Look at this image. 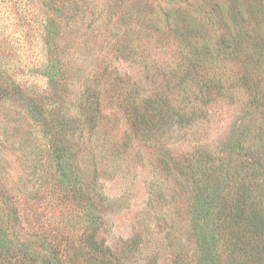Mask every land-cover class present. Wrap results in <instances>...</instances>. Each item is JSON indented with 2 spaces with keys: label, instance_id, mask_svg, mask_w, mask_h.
Returning a JSON list of instances; mask_svg holds the SVG:
<instances>
[{
  "label": "rangeland",
  "instance_id": "obj_1",
  "mask_svg": "<svg viewBox=\"0 0 264 264\" xmlns=\"http://www.w3.org/2000/svg\"><path fill=\"white\" fill-rule=\"evenodd\" d=\"M52 1L0 0V72L17 83L43 91L48 90L47 78L36 73L45 60L44 38L38 21ZM59 1L62 2L55 3V0L53 5L63 8L67 3L65 8L70 9V27L62 32L75 46L68 52L76 53L75 65L83 68L80 74L84 69L89 73L93 64H100L101 70L107 69L112 75L97 86L102 91L98 101L100 126L91 133L83 132L82 136L78 132L74 140L67 136L69 142L62 135L54 140L53 144L59 141L64 145L61 150L72 151L76 156L74 174L80 176L81 182L65 180L55 166V159L46 153L52 134L45 135L39 124L25 123L26 113L11 110L9 103L0 100V228L3 230L0 233L5 234L6 242L17 245V249L36 260L35 264H96L89 261L93 237L114 253L113 257L109 256L110 252L107 254L110 264H175L179 259L187 264H200V261L202 264L200 257L206 249L209 259L205 264H222L228 243L223 238L213 243L219 239L215 237L217 231L200 226L203 223L194 219L195 204L189 198L196 196L205 177L204 169L212 175L214 168L220 180L227 172L234 175L237 170L238 181L263 184V157L259 158L261 166H252V156L247 151L252 147L250 153L255 154L258 150L262 112L247 106L248 95L236 88L237 91L226 94L217 103L196 106L197 113L205 112L207 117L196 120L195 126L178 129L175 124L159 140L137 133L133 114L126 108L134 84L140 87V93L158 100V94L168 90L167 83L162 80L165 89L160 87V81L152 78L153 70L146 69V62H142L150 47L142 44L141 54L134 50L139 40L150 41V37L146 39L145 28L154 26L155 15L162 22L166 12L182 6L197 12L198 22L206 27L210 12L202 8L209 1ZM254 7L255 0H241L236 5L247 19L252 18L250 10L254 11ZM92 13L98 14V23L89 26L90 18L95 17L89 16L87 20ZM255 13L254 18L263 22H259L257 36L255 30L251 31L250 40L254 41L256 50L249 65L261 74L264 71V10L260 8ZM84 16L86 19L81 22L79 17ZM207 28L212 32L211 26ZM156 45L154 42L149 46L158 61H175L176 58ZM258 57L260 63H256ZM229 64L228 73L232 68ZM235 69L230 75L243 70ZM4 78L0 83H7ZM78 91L79 86L75 85L72 101L68 99L69 94L58 105L63 115L71 117L75 128L82 127L85 117L97 108L94 102L80 106ZM172 91L168 93L170 98ZM175 99L178 104L181 98L177 95ZM190 106L184 107L186 112L191 111ZM237 162H241L240 168L235 165ZM253 168L257 176L252 175ZM11 202L14 203L10 207ZM15 203L18 208L14 207ZM225 233L227 238L233 236L235 240L230 231ZM258 259L264 264V250Z\"/></svg>",
  "mask_w": 264,
  "mask_h": 264
},
{
  "label": "trees",
  "instance_id": "obj_2",
  "mask_svg": "<svg viewBox=\"0 0 264 264\" xmlns=\"http://www.w3.org/2000/svg\"><path fill=\"white\" fill-rule=\"evenodd\" d=\"M54 1H52L49 9L41 13L42 20L40 17L38 21V29L42 30V37L44 38L45 60L44 64L38 67V70L36 69V73L47 78L48 90L43 91L35 87L31 88L27 84L17 83L0 72V80L5 77L4 79L7 81V83H0V100H4L5 104L9 103L8 107L11 110L20 109L22 113H26V118L23 116L25 123L39 124L41 128L43 127L45 135L49 137L52 134L49 140L51 141L50 146L46 153L55 159V166L65 180L77 179L81 182L80 176L76 172L74 174L75 164L73 160L76 157L75 154L66 149L65 151L61 150L64 145H61L59 141H55L57 144H53V142L55 139L58 140L61 135L64 140L69 142L68 137L74 140L73 138L78 132L82 136L83 132L91 133V130L100 126L99 121L102 117L99 113L98 101L102 91H99L97 86L102 84L105 78H111L112 75L108 74L107 69L101 70L100 64H93L89 73H86L87 69H84L83 73L80 74L83 68H78L75 65L76 53L68 52L75 46L69 42L70 37H65V32H62L65 28L70 27L71 18L68 16L70 9L65 8L67 3L63 8L55 7ZM185 1L188 0H176L178 3ZM208 1L202 10H209L210 12L208 13L209 16L206 12L209 19L205 17L213 33L208 30L207 27L209 26L206 25L205 27L198 22L197 12L180 6L166 12L164 18L162 17V22L159 21L161 17L156 14L152 22L155 28L154 26L145 28L146 39L150 37V41L142 42L139 40L137 42V48L134 49L136 52L140 53V48L142 49L143 45L151 49L149 45L155 42L158 49L160 48L170 57L176 58L175 61L166 59L158 61L150 49L143 58L144 61L142 60V62L144 64L146 62V69L148 67L154 72L152 78L160 81V87L165 89L161 84L163 80L167 83L168 90L165 89L158 94L160 95L158 100L154 99L153 96H145L140 93V87L137 86L136 88V84H134L135 87L127 98L126 108L131 110L133 114V127L137 133L149 138L157 137L161 140V136L171 131L175 124L178 129L186 125L195 126L196 120L201 121L207 117L205 112L198 114L199 108L197 110L196 106H208L216 101H221L226 94L229 95L237 91L236 88L248 95L247 106L260 110L261 116L264 118V71L258 74L249 65V61H252L250 58L256 50L253 46L254 41L250 40L253 34L251 31L254 32L255 30L254 35L257 36V31L260 30L259 22H263L255 19L254 14H256V10L259 13L260 8L264 10V0H255L254 11L250 10L252 16L250 19L242 14L241 9H236L237 3L240 4L241 0H227V3L226 0ZM57 2L62 1L56 0L55 3ZM96 15L98 14L88 15L87 20L89 16H95L90 18L91 20L89 19L91 22L89 26L92 23L96 24L98 20ZM85 17H79L81 22L86 19ZM208 31L212 34L210 35ZM125 36L128 37L127 34ZM119 41L121 40L119 39ZM154 51L156 53V49ZM260 57L256 63H260ZM227 64L232 67L229 73ZM235 67L243 69L237 73L240 76L230 75ZM86 77V81L82 83ZM88 82L93 83L89 84ZM86 83V87H83ZM75 85L79 86L80 106L92 105L93 102L97 104V108L92 110L83 120V126H77V128L74 127L71 117L63 115V110L58 107L63 97L65 98L69 94L68 99L71 98L72 101L74 98L72 88ZM171 90L173 91L170 98L168 93ZM177 95L181 98V103L175 104V96ZM50 99H53V106L49 102ZM189 105H191V111L186 112L184 107ZM78 120L81 123V120ZM262 123L257 136L259 139L257 152L252 154L250 153L252 147L247 148L248 155L252 156V162H250L252 166H261L262 162H259L261 157L264 161V119ZM87 125H90L91 128L86 129ZM20 143L17 142L16 144ZM238 146L240 147L241 144L238 143ZM69 152L71 157H68ZM253 159L257 162H253ZM235 165H239L240 168L241 162H237ZM247 166L248 164L244 169ZM256 171L253 168V176H257ZM215 172V169L212 168V175L216 176L217 173ZM233 173L234 175L227 172L220 180L219 177L217 179V176L214 178L211 174L209 175L205 169L202 171L205 176L204 180L201 179L196 196L189 198L191 204H195L193 217L196 221L199 220L203 223L200 226H206L215 232L217 231L215 237L219 239L213 237L215 239L214 244H217L221 238L227 241L229 249L226 250V259L222 264H261L258 257L263 254L264 250V182L260 186L254 185L251 181L244 182L243 180L241 182L238 181L240 172L236 170ZM212 179H216V182H212ZM13 203L11 202L10 207ZM10 207V212L15 213V209ZM14 207L18 208V203H15ZM0 231L3 232L2 228ZM226 231L234 234L235 240H232L233 236L231 239L227 238ZM3 236L5 237V234L0 233V264H35L36 260L28 257L24 250L17 249V245L6 242ZM90 243L92 251L89 261L96 264H110L111 260H107V254L110 252L109 256L113 257L112 250L105 249L94 237L91 238ZM202 252L200 258L204 261L202 264H205L209 259L207 257L209 250L206 249ZM212 261L214 262L213 258ZM175 264L187 263L179 259Z\"/></svg>",
  "mask_w": 264,
  "mask_h": 264
}]
</instances>
